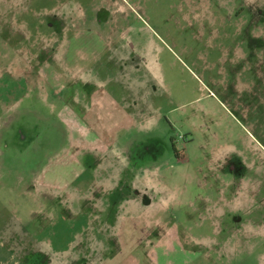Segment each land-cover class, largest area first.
<instances>
[{"label":"rangeland","instance_id":"rangeland-1","mask_svg":"<svg viewBox=\"0 0 264 264\" xmlns=\"http://www.w3.org/2000/svg\"><path fill=\"white\" fill-rule=\"evenodd\" d=\"M249 2L0 0V264H264V0ZM109 7L153 124L117 132L107 163L91 92L99 67H123L90 25ZM135 174L168 203L121 220ZM238 182L256 196L239 189L250 236L218 201Z\"/></svg>","mask_w":264,"mask_h":264},{"label":"crops","instance_id":"crops-1","mask_svg":"<svg viewBox=\"0 0 264 264\" xmlns=\"http://www.w3.org/2000/svg\"><path fill=\"white\" fill-rule=\"evenodd\" d=\"M255 1V0H254ZM252 0V2H254ZM251 2V0H250ZM249 2V3H250ZM111 10V20L109 23H107L104 26L99 25L97 22V19L94 18L96 21L95 26H91V29L96 33V35L99 36L100 40L102 41V44L104 46H107L109 48L113 47V51L118 53L119 57L118 60H120V65L123 67L122 69V75H118L115 72L114 68H110L108 66L106 67H97L98 71L95 73L94 79L96 80V86L95 90L91 92V95L93 96L92 100V123L91 127L96 128L92 130V142L94 143L93 146H95V149L101 154L104 155V157L101 159L102 161H106L107 163H110L111 160H114L115 155L113 153L115 146L119 144L117 142L118 138L116 137V133L119 131H126L125 129H129L131 124L135 121L136 119H140L142 123L141 127H144V129H148L150 125H146L149 121H152L149 119L148 114L144 112V109L149 108V104L147 99L150 98V93H144L142 90V87L140 86V80L135 79L133 80V73L137 70L139 65L134 64V60H131L132 53L135 52L134 48H128V44L123 42L122 40H116V34L118 33V24H117V15L118 13L115 12L112 8H108ZM120 9V7H119ZM89 28V27H88ZM86 29V27H85ZM106 38V40L104 39ZM84 59V58H83ZM69 61V59H67ZM112 60H114L112 58ZM142 65L147 66L144 62L141 63ZM112 66V65H111ZM113 67V66H112ZM81 69V68H79ZM84 70H82V73ZM102 79L107 80V84L104 82L100 81ZM105 87H109L106 89ZM99 91V92H98ZM144 107L142 110L141 107ZM140 107V108H139ZM141 109V110H138ZM134 120V121H133ZM78 126L83 125L81 121L77 120ZM119 122V123H118ZM160 120L155 121L156 123H159ZM144 124V125H143ZM116 159V158H115ZM117 161V160H115ZM106 174V178L108 179H113L115 178L118 181V177L120 178L123 174L122 170L115 169V171H109ZM141 175L135 174L134 181H133V186L131 187V190L134 191V195H132L129 200H128V206L129 208L131 207L130 210L126 211L125 215L121 217V220H130L133 219L135 222V216H131V213H128L129 211H140L141 209H151L155 211L156 213L161 212L165 207L164 205L168 203V198H162L159 197L158 192L155 193L154 189L152 187V184L146 182L144 183L141 179ZM144 178V177H142ZM149 178V177H145ZM149 180V179H148ZM108 181V180H107ZM109 182V181H108ZM105 185H108L106 183ZM95 187V184L93 188ZM116 187V186H115ZM92 188V189H93ZM91 189V188H90ZM89 186L87 188V197L86 200V206L88 205V202H91L92 199L94 200V197L90 198L89 195ZM74 193H79L78 190ZM79 197L75 195H62V202H65V204H69V202H72L73 205H77L78 203L80 204V200L78 199ZM46 201L48 199V196H46ZM242 199H245L246 205L247 203H251V199L248 197H244ZM225 200L227 206L229 207V210L232 211L233 214H235V219L234 222L236 224L235 227L241 228L242 226L244 227H249L248 229L245 230V234L247 236L253 235V219L251 218V214L248 215V211H246V216H247V221L243 223V218L239 216L238 214V199L236 197H231V200L228 201L227 198H219L218 201L222 203V201ZM217 201V202H218ZM244 204L241 202V206ZM90 207V206H88ZM217 207V206H216ZM243 209V207L241 208ZM35 211L31 212L32 217H38L39 211H37V207L34 209ZM244 211V209L242 210ZM128 214V215H127ZM137 213H134L135 215ZM148 218V217H147ZM146 218V220H147ZM151 220V217H150ZM137 223V222H136ZM139 225H143L141 220L138 221ZM151 225V224H150ZM149 222H145V226H150ZM157 225V224H156ZM161 227L160 225H157ZM263 227V226H261ZM92 228H88L86 230H91ZM100 234H104L105 230L103 229H97ZM97 233V232H96ZM263 233H261L262 235ZM104 237V236H103ZM163 237V236H161ZM253 237V236H252ZM245 237H243V241H245ZM160 240V237L158 239V242ZM156 242V241H155ZM161 242H164V239H162ZM169 244H174V245H182L178 242L173 241V243ZM183 250L180 248V251ZM26 264H38V262L34 263L30 260V262H25ZM48 264L47 262H45Z\"/></svg>","mask_w":264,"mask_h":264},{"label":"flooded vegetation","instance_id":"flooded-vegetation-1","mask_svg":"<svg viewBox=\"0 0 264 264\" xmlns=\"http://www.w3.org/2000/svg\"><path fill=\"white\" fill-rule=\"evenodd\" d=\"M101 12H103V10H101ZM104 12H105V20H100V22H99V20H97V22L99 23V25H101V26H104V25H106L107 23H109V21L111 20V14H112V12H111V10L110 9H105L104 10ZM170 140H173L172 138H170ZM171 143V146H173V148H174V154H175V158L178 156V153H177V150L175 149V147H174V143H173V141H171L170 142ZM235 184H236V182H234ZM238 184H239V187L238 186H236L235 187V191H236V193H234L237 197H236V199H240V197H241V194L239 193L240 192V190H243L244 189V187L243 186H245L246 184L245 183H243V185L241 184V183H239L238 182ZM242 186V187H241ZM250 186H253V185H250V184H247L246 186H245V188H246V194H243L242 196L243 197H248L249 199H251V201L253 202L255 199H256V196H255V194L252 192V194H251V192H249L248 190L250 189ZM240 189V190H239ZM234 195V196H235ZM240 197H239V196ZM233 196V197H234Z\"/></svg>","mask_w":264,"mask_h":264},{"label":"trees","instance_id":"trees-1","mask_svg":"<svg viewBox=\"0 0 264 264\" xmlns=\"http://www.w3.org/2000/svg\"><path fill=\"white\" fill-rule=\"evenodd\" d=\"M171 141H173V140H171ZM171 141H170V142H171ZM172 149H173V151H174V148H173V146H172ZM174 152H175V151H174Z\"/></svg>","mask_w":264,"mask_h":264}]
</instances>
